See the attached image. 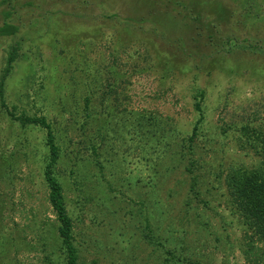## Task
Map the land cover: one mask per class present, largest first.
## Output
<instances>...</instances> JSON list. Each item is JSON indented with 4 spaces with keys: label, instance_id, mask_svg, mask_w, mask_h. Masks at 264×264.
I'll use <instances>...</instances> for the list:
<instances>
[{
    "label": "rangeland",
    "instance_id": "rangeland-1",
    "mask_svg": "<svg viewBox=\"0 0 264 264\" xmlns=\"http://www.w3.org/2000/svg\"><path fill=\"white\" fill-rule=\"evenodd\" d=\"M236 1L243 5V0ZM61 2L54 8L69 16L79 4L94 0ZM155 5L170 9L150 2L145 3L146 12L156 11ZM142 7L135 5L136 11ZM152 17L157 20L160 12ZM220 28L224 36L235 31L226 23ZM262 30L264 24L258 23L246 32L256 35ZM113 33L108 30L107 37L88 41L80 57L69 52L65 80L70 87L64 96L48 90L52 84L43 56H34L36 72L27 86L28 106L56 118L62 147L57 173L73 219L78 264H250L244 255L249 250L244 226L229 211L224 174L230 165L251 168L258 162L252 145L242 149L245 141L239 135L247 123L264 130V80L242 72L237 76L216 71L208 77L199 68L166 77L150 71L132 74L145 50L131 46L113 61ZM176 34L175 27L172 36ZM207 35L197 38L198 62L214 53ZM248 56L254 55L239 52L233 58ZM253 58L264 61L263 54ZM113 63L124 74L126 110L111 118L101 142L97 127L104 109L96 113L95 108L101 109L98 96ZM202 87H207L205 119L191 144L186 139L199 117L194 96ZM90 93L94 112L87 122L83 97ZM44 138L39 127L21 128L0 120V151L10 158L2 170L9 168L0 174V247L9 248L2 264H47V258L64 264L45 185ZM194 175L199 198L192 192ZM146 217L166 248L182 260L166 262L164 251L149 243L143 233Z\"/></svg>",
    "mask_w": 264,
    "mask_h": 264
},
{
    "label": "trees",
    "instance_id": "trees-1",
    "mask_svg": "<svg viewBox=\"0 0 264 264\" xmlns=\"http://www.w3.org/2000/svg\"><path fill=\"white\" fill-rule=\"evenodd\" d=\"M150 2L170 9L162 10L161 6L155 5L157 10L148 13L145 3ZM241 2L243 5H239L236 0H94L91 5L79 4L74 14L66 16L54 8L62 4L61 0H0V120L5 118L11 126L21 128L39 127L45 136V185L49 204L56 215L57 223L53 224V231L57 234L56 239L61 242L60 256L64 264H78L79 254L74 241L73 219L57 173L62 147L57 137L56 118L28 106L27 86L36 72L32 65L34 56H43L47 81L52 84V89L48 90L60 96H64L70 87V81L65 80L69 52L77 53L80 57L84 44L107 37L108 30L114 32V39H110L113 61L117 62L121 53L131 46H140L145 50L142 64L132 74L150 71L166 77L173 73L187 74L199 68L208 77L216 71L237 76H241L242 72L255 74L264 80V61L260 63V60L253 58L264 55V30L257 31L256 35H247L246 32L247 27L264 24V0ZM138 4L143 7L136 11L135 5ZM159 12L160 17L155 20L152 15ZM221 23L233 26V34L224 36ZM175 27L179 34L172 36ZM204 33H208L209 47L214 53L201 56L198 62V56L197 59L195 56L199 55L196 42ZM239 52L254 56L239 61L233 58ZM190 58L193 61H188ZM114 63L109 66L108 72L106 70L108 76L104 82L105 87L98 96L101 109L95 108L96 113L104 109L97 127L101 142L106 139V127L111 118L126 110L124 101L127 100V85L123 82L124 74ZM206 98L207 87L195 91L194 108L199 117L193 134L186 139L191 144L203 126ZM93 99V93L83 97L87 122L93 116ZM222 131L227 134V128ZM240 131L239 139L244 137L245 141L242 149L252 145L259 159L251 168L237 165L227 168L224 183L229 211L244 226L249 243V250L245 249L244 255L250 264H264V130L247 123L240 127ZM92 147L98 149V145ZM1 161L4 162L2 165ZM9 163L10 158H6L0 151V174L9 168L2 170ZM189 170L193 171L192 168ZM198 187L199 182L194 175L192 192L195 197L200 195ZM143 219L144 237L150 244L164 251L165 261L170 263L182 260L176 256L174 249L166 248L165 242L156 234L147 217ZM9 242H12L10 237L7 239ZM8 250V247H0V264ZM47 264L59 263L47 258Z\"/></svg>",
    "mask_w": 264,
    "mask_h": 264
}]
</instances>
